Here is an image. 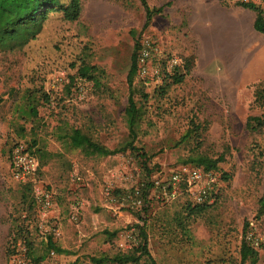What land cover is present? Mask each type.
Instances as JSON below:
<instances>
[{"label":"rangeland","instance_id":"rangeland-1","mask_svg":"<svg viewBox=\"0 0 264 264\" xmlns=\"http://www.w3.org/2000/svg\"><path fill=\"white\" fill-rule=\"evenodd\" d=\"M145 1L160 8L146 26L141 0H80L77 19L52 11L36 38L0 50V264L24 256L31 264H92L91 256L138 243V216L156 264H248L240 244L250 227L262 241L254 264H264V126H246L250 116L264 118V33L253 27L256 11L240 4L264 17V0ZM135 40L133 96L142 115L131 141L124 110ZM82 64L97 67L96 83L78 80ZM176 67L183 76L170 82ZM28 89L49 97L36 116ZM75 130L110 150L127 148L88 153L71 144ZM18 141L39 162L31 190L10 173ZM182 164L215 165L214 200L199 212L189 211L184 192L166 201L153 188L154 176ZM36 185L53 192L45 215ZM136 189L140 205L131 203ZM41 222L58 230L50 235L58 252Z\"/></svg>","mask_w":264,"mask_h":264},{"label":"trees","instance_id":"trees-1","mask_svg":"<svg viewBox=\"0 0 264 264\" xmlns=\"http://www.w3.org/2000/svg\"><path fill=\"white\" fill-rule=\"evenodd\" d=\"M141 3L145 9V21L143 26H146L154 12H159L160 8H150L145 0H141ZM242 6H250L256 11V15L253 21V27L258 32L264 33V17L258 6L254 4H247V2H241ZM52 11H60L66 20H75L78 18L81 5L80 0H0V50L13 51L22 48L29 41L36 38L39 32L42 30L43 23ZM137 41H134V47L132 52V60L127 75L128 83V97L127 104L124 110L125 121L128 127L131 141L136 138V128L141 118L142 111L137 106L136 100L133 96V77L136 73L135 53L137 49ZM178 67V66H177ZM177 67L173 73L169 74L170 82H178L181 80L183 74L177 72ZM97 67L94 65L82 64L78 67L76 75L85 80H93L97 82L94 71ZM76 75L70 76L69 82L66 86L70 90V87H76ZM39 90L28 89L24 93L25 103L27 105L28 113L31 116L37 115V106L40 101H48V94L46 92H40ZM260 91H257L259 93ZM26 110V112H27ZM247 127L256 128L264 126V118L260 116H250L246 122ZM71 144L75 147H81L88 153H96L98 155H109L115 152L124 151L127 146H123L117 149H108L104 146L93 142L88 136L75 130L73 133L67 134ZM13 146V145H12ZM30 147V146H29ZM128 147L134 149L135 146L132 142L128 143ZM32 152V151H31ZM205 169L215 168V165H205ZM24 184L30 190L32 189V182H20ZM189 211H201L207 203H193ZM261 211L264 214V194L261 198ZM138 219L142 220V224H136L138 228V243L127 251H118L113 254H102L99 256H91L90 261L92 264H156L155 259L150 254L147 247V232L145 230V222L141 216ZM248 227V224H246ZM52 233H49V236ZM25 244V242H24ZM262 241L258 247H253L245 239L240 244V256L241 262L249 260L248 264H254L257 260L258 248L261 246ZM26 246V245H25ZM48 248L54 251L60 249L52 241L51 236L48 239ZM29 248H26V254L28 255Z\"/></svg>","mask_w":264,"mask_h":264},{"label":"built area","instance_id":"built-area-1","mask_svg":"<svg viewBox=\"0 0 264 264\" xmlns=\"http://www.w3.org/2000/svg\"><path fill=\"white\" fill-rule=\"evenodd\" d=\"M145 56L146 52H143L139 56V73L145 72L143 66ZM166 63L169 67H172L175 65L176 59L171 58ZM78 80L83 81L85 79L79 77ZM9 157L12 178L18 182L31 181L33 184L35 175L39 170V162L31 152L30 147L25 142L18 141L11 147ZM215 181V172L202 167L186 164L178 165L165 176H154L151 180L153 188L158 191V197L166 201H171L184 192L193 203H212L214 200L213 193L215 191ZM33 192L34 202L37 208L42 215H45L53 207V192L49 188L39 185L34 187ZM132 193L133 198H131V203L133 205H140L142 203L141 191L136 189L132 190ZM72 218H75V216H72ZM39 227L43 228L44 231H48L49 229L43 222L40 223ZM49 231L56 235L59 234L58 230L53 227L50 228ZM244 239L255 248L258 247L260 243V238L255 233L253 227L246 230ZM23 250L25 254L26 249L24 247ZM17 261V264H31L25 256Z\"/></svg>","mask_w":264,"mask_h":264}]
</instances>
